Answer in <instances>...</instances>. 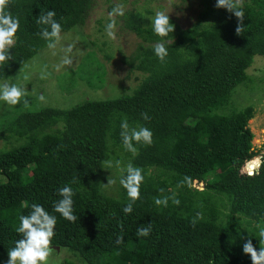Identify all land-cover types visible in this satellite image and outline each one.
<instances>
[{
	"label": "trees",
	"instance_id": "trees-1",
	"mask_svg": "<svg viewBox=\"0 0 264 264\" xmlns=\"http://www.w3.org/2000/svg\"><path fill=\"white\" fill-rule=\"evenodd\" d=\"M93 1L0 0V81L83 25ZM237 1L200 0L185 30L129 11L142 40L129 64L144 76L131 95L23 110L0 128L19 141L0 149V264L30 245L82 264L263 262L264 148L255 110L231 95L264 58V0ZM118 152L128 166L111 196L102 167Z\"/></svg>",
	"mask_w": 264,
	"mask_h": 264
},
{
	"label": "rangeland",
	"instance_id": "rangeland-1",
	"mask_svg": "<svg viewBox=\"0 0 264 264\" xmlns=\"http://www.w3.org/2000/svg\"><path fill=\"white\" fill-rule=\"evenodd\" d=\"M202 9L200 0H94L83 25L58 34L12 77L0 81V128L23 110L70 109L87 99L131 95L144 77L129 64L135 60L142 40L124 27V15L129 11L142 14L154 26L160 25L162 17H168L175 27L185 30L198 21ZM247 75L249 80L233 90L231 100L239 110L247 105L255 110L248 127L253 134L254 149L261 150L264 148L263 57L253 58ZM90 76L93 85L88 83ZM18 142L1 140L0 149L14 147ZM118 156L119 159L109 154L103 161V190L111 196H117L118 177L128 166V159L121 158L119 152ZM78 259L66 248L57 252L30 245L11 253L7 264H82Z\"/></svg>",
	"mask_w": 264,
	"mask_h": 264
},
{
	"label": "water",
	"instance_id": "water-1",
	"mask_svg": "<svg viewBox=\"0 0 264 264\" xmlns=\"http://www.w3.org/2000/svg\"><path fill=\"white\" fill-rule=\"evenodd\" d=\"M263 155H264V151H262L261 152ZM255 159H257L258 160V162H259V158H255ZM50 249H53V250H55V251H59V247H49Z\"/></svg>",
	"mask_w": 264,
	"mask_h": 264
},
{
	"label": "clouds",
	"instance_id": "clouds-1",
	"mask_svg": "<svg viewBox=\"0 0 264 264\" xmlns=\"http://www.w3.org/2000/svg\"><path fill=\"white\" fill-rule=\"evenodd\" d=\"M255 158H257V157H254L252 160H255ZM259 168V163H257V167L254 169V170H252V171H255V170H257ZM251 171V172H252ZM51 250H53V249H51Z\"/></svg>",
	"mask_w": 264,
	"mask_h": 264
}]
</instances>
